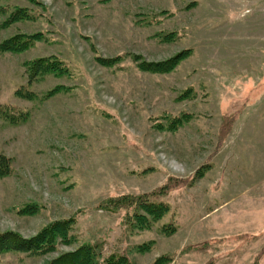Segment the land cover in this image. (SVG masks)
<instances>
[{"label":"rangeland","instance_id":"obj_1","mask_svg":"<svg viewBox=\"0 0 264 264\" xmlns=\"http://www.w3.org/2000/svg\"><path fill=\"white\" fill-rule=\"evenodd\" d=\"M0 7V42L40 36L0 52V153L11 168L0 231L30 237L74 216L68 243L2 252L0 264H47L84 242L132 264H264V0ZM18 7L29 17L6 23ZM48 56L67 71L27 86L26 63ZM141 193L169 207L148 227L98 208Z\"/></svg>","mask_w":264,"mask_h":264},{"label":"trees","instance_id":"obj_2","mask_svg":"<svg viewBox=\"0 0 264 264\" xmlns=\"http://www.w3.org/2000/svg\"><path fill=\"white\" fill-rule=\"evenodd\" d=\"M36 2V0H29ZM38 3V2H37ZM1 8V7H0ZM29 17L27 10L18 7L10 12L5 19L6 23H14ZM40 38L38 33L25 34L16 33L0 42V52H21L33 45ZM151 70L156 65L149 67ZM27 74V86L45 74H61L67 71L63 61L54 57H40L29 60L25 65ZM16 95L21 98H30L31 92L17 91ZM25 119L22 116L21 120ZM11 171L10 158L0 153V176H5ZM165 184L161 189H167ZM98 208L104 212L116 213L123 210L122 222L127 227L145 228L152 221L161 218L169 209L163 202H155L149 198V194L138 195L123 194L110 196L98 204ZM74 224V216L68 219H58L44 225L35 235L22 237L13 230L0 231V253L8 251H27L38 254L50 251L55 248L58 242L68 243L71 237V230ZM161 257L154 261L157 264ZM47 264H132L124 254L111 253L101 258L97 246L89 242L81 243L74 250L63 252L51 259Z\"/></svg>","mask_w":264,"mask_h":264}]
</instances>
